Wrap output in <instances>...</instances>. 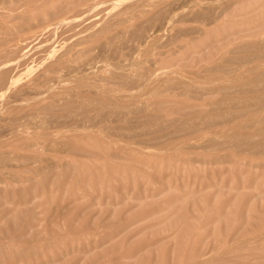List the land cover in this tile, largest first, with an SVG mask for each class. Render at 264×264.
I'll list each match as a JSON object with an SVG mask.
<instances>
[{"label":"rangeland","instance_id":"obj_1","mask_svg":"<svg viewBox=\"0 0 264 264\" xmlns=\"http://www.w3.org/2000/svg\"><path fill=\"white\" fill-rule=\"evenodd\" d=\"M15 1L0 0V264H264V110L248 108L236 135L206 123L257 100L264 65L236 57L264 45V0ZM63 12L66 23L36 27ZM145 26L147 41L134 35ZM159 56L143 83L136 70ZM119 65L131 87L114 107L72 89L118 82Z\"/></svg>","mask_w":264,"mask_h":264},{"label":"bare ground","instance_id":"obj_2","mask_svg":"<svg viewBox=\"0 0 264 264\" xmlns=\"http://www.w3.org/2000/svg\"><path fill=\"white\" fill-rule=\"evenodd\" d=\"M17 1V0H16ZM15 1V2H16ZM20 1V0H19ZM41 1H43V0H22L21 2H19V3H21L20 5H19V8L21 7V8H23V7H31L32 5H35V4H39ZM123 2V0H120V2ZM108 2V1H107ZM110 2V1H109ZM113 2V1H112ZM119 1H117V3H118ZM138 2V1H137ZM116 3V4H117ZM140 5H139V7L142 5V3L143 4H146V1H144V0H140ZM109 4V3H108ZM114 4H115V2H114ZM122 4V3H121ZM121 4H118V5H120V6H122ZM11 5H14V4H11ZM11 5H10V7H11ZM89 4H87V6H88ZM111 5V4H110ZM132 5V4H131ZM196 5V4H195ZM114 7H116V5H113ZM112 6V7H113ZM8 7V6H7ZM83 7H85V6H83ZM131 7V6H130ZM135 7V6H134ZM138 7V6H137ZM138 7V8H139ZM14 8H15V6H14ZM124 8V7H123ZM145 8V7H144ZM120 9V8H119ZM131 9H133L132 7H131ZM135 9H136V7H135ZM146 9V8H145ZM220 9V8H219ZM11 10V9H10ZM134 10V9H133ZM133 10H132V12H133ZM206 10V9H205ZM126 11V10H125ZM139 11V10H138ZM33 12V11H32ZM128 12H130V9H129V11ZM206 12V11H205ZM47 13V12H46ZM136 13V12H135ZM145 13V12H144ZM127 14V13H126ZM210 14V13H209ZM225 14V13H224ZM31 15V14H30ZM120 15V14H119ZM135 15V14H134ZM198 15V14H197ZM200 15V14H199ZM203 15L205 16V15H208V13H203ZM37 16V15H36ZM204 16H201V17H204ZM61 18L58 20V17L56 18V16H55V13L53 14H50V15H47V18L48 19H45L44 18V16H39L38 17V20L36 21L37 23L35 24L36 25V27H38V28H40V27H42V26H44L46 23H50V25H51V27H53V25L54 24H58V23H61V22H64V23H66L67 21H68V19H67V14L66 13H64L63 12V14H62V16H60ZM206 17V16H205ZM204 17V18H205ZM208 17V16H207ZM24 18V17H23ZM34 18H36V17H34ZM120 18V17H119ZM25 19V18H24ZM30 19V18H29ZM116 19V18H115ZM122 20V19H121ZM169 21V20H168ZM116 23V22H115ZM21 25V24H20ZM25 25V24H24ZM24 25H22V26H24ZM60 24H58V26H59ZM89 26V25H88ZM149 26V25H148ZM12 27V26H11ZM15 27V26H14ZM26 27V26H25ZM32 27V26H31ZM34 27V26H33ZM47 27V26H46ZM55 27V26H54ZM62 27V26H61ZM61 27H60V29H61ZM86 27V26H85ZM8 22L6 23H3L2 22V25L0 26V35H1V33H3V34H6V32H7V30H8ZM69 28H70V26H69ZM84 28V27H83ZM100 28H102V27H100ZM100 28H98V29H100ZM15 29V28H14ZM27 29L29 30L30 29V27H27ZM32 29V28H31ZM54 29H59V27L57 28H54ZM59 29V30H60ZM63 29V28H62ZM67 29H68V27H67ZM88 29V28H87ZM86 29V30H87ZM106 29H107V26H106ZM143 29H145L144 30V32L142 31V28H141V30L140 31H142L141 32V34L140 33H137V31H135L137 34H134L135 32H134V30H132V32H133V34L134 35H137V37H141V36H143L144 38H143V40H145V41H147L146 40V35L144 36L143 34L145 33L146 34V26H145V28H143ZM148 29V28H147ZM21 29H19V31H20ZM27 30V31H28ZM59 30H58V33H59ZM81 30V29H80ZM131 30V29H130ZM136 30V29H135ZM138 30V29H137ZM12 31H14V30H12ZM54 31V30H53ZM100 31V30H99ZM238 31H240V30H238ZM238 31L236 32V33H238ZM15 32V31H14ZM25 32V31H24ZM55 32V31H54ZM139 32V31H138ZM8 33V32H7ZM60 33H61V31H60ZM235 33V32H234ZM15 34V33H14ZM16 34H19V32L18 33H16ZM24 34H26V33H24ZM32 34V33H31ZM31 34H29V35H31ZM62 34V33H61ZM132 34V33H131ZM233 34V33H232ZM9 35H11V34H9ZM28 35V36H29ZM33 35V34H32ZM103 35V34H102ZM117 35V34H116ZM237 35V34H236ZM7 36V35H6ZM5 35L3 36H1L0 37V50H1V48H2V46L6 43V41H7V37H6ZM12 36V35H11ZM14 36V35H13ZM18 36V35H17ZM24 36V35H23ZM26 36V35H25ZM27 36V37H28ZM105 36V35H104ZM109 37H107V39L105 40V41H102L103 42V44L104 43H106V42H113V41H111L112 39H113V37H111V35H108ZM221 36V35H220ZM228 36V35H227ZM153 37V36H152ZM226 37V36H225ZM18 38V37H17ZM20 38H22V37H20ZM39 38V37H38ZM147 38H148V36H147ZM19 39V38H18ZM101 39H103V38H101ZM216 39V38H215ZM21 40V39H20ZM34 40V39H33ZM97 41H98V39H96ZM138 40V39H137ZM152 40H154V39H152ZM31 41V40H30ZM155 41V40H154ZM212 41V40H211ZM13 42V41H12ZM15 42H16V40H15ZM32 42V41H31ZM38 42H40V40H38ZM88 44H90V45H92V44H94V43H92V42H90V41H86ZM115 42V41H114ZM215 42V41H214ZM264 42V41H263ZM8 43V42H7ZM99 43V42H98ZM148 43V42H147ZM146 43V44H147ZM150 43V42H149ZM247 43V42H246ZM9 44V43H8ZM33 44H34V42H33ZM103 44H101V45H103ZM111 44V43H110ZM109 44V45H110ZM163 44V43H162ZM248 44V43H247ZM251 44V46H252V48H250V49H248L247 48V45L245 44V45H243L242 44V46H240L239 48L241 49V50H243L244 48L245 49H247V50H249V52H246V53H244V55L243 54H241V55H239L238 57H236L238 60H242V62L243 61H247V59L248 60H254V61H256L257 62V65L255 66V64H254V66L257 68V66H258V68H259V66H261V65H264V45H258L257 43H250ZM7 45V44H6ZM14 46V45H13ZM89 46V45H88ZM36 47V46H35ZM87 47V46H86ZM101 47V46H100ZM99 47V48H100ZM107 47V46H106ZM151 47V46H150ZM3 48H6L5 46L3 47ZM29 48V47H28ZM28 48H26V49H28ZM39 48V47H38ZM146 48H148L147 46H146ZM160 48H162V47H160ZM159 48V49H160ZM166 48V47H165ZM221 48V47H220ZM9 49V48H8ZM16 49H17V47H16ZM16 49H15V51H16ZM21 49H23V48H21ZM20 49V50H21ZM26 49H25V52H26ZM34 49H36V48H34ZM40 49V48H39ZM39 49H37V50H34V51H38ZM92 49V48H91ZM102 49V48H101ZM109 49V48H108ZM158 49V50H159ZM164 49V48H163ZM13 50V49H12ZM87 50H88V47H87ZM103 50V49H102ZM147 50V49H146ZM238 50V49H237ZM10 51H11V49H10ZM19 51V50H18ZM29 51V50H28ZM32 51V50H31ZM40 51V50H39ZM42 51V53H43V50H41ZM100 51V50H99ZM148 51H151L150 50V48L148 49ZM147 51V52H148ZM244 51H246V50H244ZM6 52V51H5ZM4 52V53H5ZM9 52V51H8ZM24 52V53H25ZM47 52V51H46ZM119 52V51H118ZM146 52V53H147ZM151 52H153V51H151ZM206 52V51H205ZM242 52V51H241ZM23 53V52H22ZM29 53V52H28ZM30 53H32V52H30ZM29 53V54H30ZM34 53V52H33ZM30 54V55H34L35 56V54L36 53H34V54ZM38 53H41V52H37V54L36 55H38ZM150 53V52H149ZM19 54H21L20 52H19ZM44 54V53H43ZM46 54V53H45ZM53 54H55V53H53ZM151 54V53H150ZM155 54V53H154ZM52 55V54H51ZM101 55V54H100ZM100 55H98V56H100ZM105 55V54H104ZM104 55H101V57L102 56H104ZM121 55V54H120ZM119 55V56H120ZM142 55V54H141ZM147 55V54H146ZM5 56V55H4ZM7 56V55H6ZM21 56V55H20ZM27 56V55H26ZM25 56V57H26ZM34 56L33 57H31V59L30 60H32V58H33V61H34ZM53 56V55H52ZM97 56V57H98ZM116 56H117V54H116ZM8 58H9V56H7ZM38 57V56H37ZM41 57V56H40ZM39 57V58H40ZM42 57H45V55L44 56H42ZM3 58V57H2ZM27 58V57H26ZM163 58V57H162ZM236 58L234 57V56H231L230 58H227V61L229 62L230 60H232V59H235L234 61L235 62H237L236 61ZM6 59V58H5ZM29 59H28V61H29ZM49 59V58H48ZM108 59V58H107ZM114 59L116 60V57H114ZM118 59V58H117ZM153 60V63H151V64H153V65H145V63H142V64H140L139 65V68L136 70V75L139 77V78H141V80H143L144 79V82L143 83H145V81L147 80V79H149L150 77V75L152 74V73H154L155 71H157L159 68H161V67H163V66H156V65H158L161 61H162V59H161V57L159 56V57H157V58H152ZM1 60V59H0ZM9 60V59H8ZM39 60L40 59H38V62H39ZM43 60H45V59H43ZM115 60H114V62H115ZM11 61V60H10ZM9 61V62H10ZM35 61H36V58H35ZM34 61V62H35ZM48 61V60H47ZM118 61V60H117ZM136 61V60H135ZM139 61V60H138ZM144 61V60H143ZM151 61V62H152ZM160 61V62H159ZM222 61H223V59H222ZM249 61V62H250ZM26 63H27V61H25ZM119 62V61H118ZM117 62V63H118ZM137 62V61H136ZM234 62V63H235ZM30 63H33L32 61L30 62ZM36 63H37V61H36ZM139 63V62H138ZM138 63L136 64V65H138ZM232 63V62H231ZM23 66H25L24 64L25 63H23V61H22V63H21ZM27 64H29V62L27 63ZM34 64V63H33ZM39 63H37V65H38ZM113 64V63H112ZM121 65H123V63H120ZM156 64V65H155ZM222 64V63H221ZM251 64H253V63H251ZM3 65V64H2ZM41 65V64H40ZM39 65V66H40ZM42 65H43V63H42ZM114 65V64H113ZM116 65V64H115ZM128 65V64H127ZM135 65V64H134ZM224 65V64H223ZM226 65H228V64H226ZM1 66V65H0ZM108 66H110L109 64H108ZM129 66V65H128ZM251 66H253V65H251ZM4 67V66H3ZM21 67V66H20ZM110 67H114V66H110ZM117 67V66H116ZM121 66L119 65V68H120ZM127 67V66H126ZM209 67V66H208ZM213 67V66H212ZM241 67V66H240ZM239 67V68H240ZM249 67V66H248ZM5 68V67H4ZM0 69V82L2 83V82H6V84H7V82H10V80H5V77L4 76H6V71H5V69ZM16 68L18 69V67H15V68H13V70L15 69L16 70ZM34 68V67H33ZM124 68H125V65H124ZM123 68V69H124ZM128 68V67H127ZM224 68V67H223ZM223 68H221V69H223ZM250 68H252V67H250ZM254 68V67H253ZM256 68H254L253 70L255 71H257V69ZM28 69H29V67H28ZM56 69V68H55ZM102 69H103V67H102ZM210 69V71H213L214 72V70L216 69V68H209ZM211 69H213V70H211ZM233 69V68H232ZM249 69V68H248ZM10 70H11V68H10ZM206 70V69H205ZM208 70V69H207ZM234 70H238V68H234ZM240 70V69H239ZM246 70H247V68H246ZM245 70V71H246ZM216 71V70H215ZM222 71V70H221ZM220 71V69H219V71H217V72H221ZM232 72H233V70H231ZM230 70L228 71V72H231ZM253 71V72H254ZM260 71V70H259ZM263 72H260V73H252L251 72V69H250V72L252 73V75H253V79L258 83V86H259V84H260V88H261V90H259L258 92H257V95H256V97H252V99H254V100H256L254 103H252V104H247V103H244V102H247L248 100H247V98H245L247 101H244L245 99H243L242 101H244V102H239V101H237V103H234V105L232 104V106H230V108H227V109H223V106H225L224 105V103L226 104L227 102V104H229L231 101V96L227 99V98H224V97H222V99H219L218 101H213L214 103H215V105H216V107H220V109H223L224 110V112L226 111V113L227 114H222V112H221V114H220V116L223 118V122H221V121H216V118H215V120H214V118H212L214 121H212V119H211V117H210V119H206V123H208V125H216V126H218L219 128H218V130H214L213 131V134L214 133H217V134H221V133H225V131L227 132L229 129H233V132H232V134L233 135H236V134H238V133H240L238 130V128L239 127H242V126H245V122L246 121H248V119H249V116H252V114L251 115H249V116H247V113L248 112H250V109H249V111H248V108H251V110L253 111V108H255V109H263L264 110V84L263 85H261V83L260 82H263L264 81V70H262ZM225 71H223L222 73H220L219 75H216V76H214V78L212 79V81H211V83L214 81V82H216L217 80H223V82H226L225 81V79H224V74L226 75V73H224ZM227 72V71H226ZM249 72V71H248ZM249 72V73H250ZM251 73H250V75H251ZM129 74V73H128ZM238 74V73H237ZM127 74H126V71L125 72H123V71H121V68H120V70H117V69H114L113 68V71H112V76H118V77H116L115 79H118L119 81L118 82H116V83H114V81L111 83V82H108V80H110V77H108L109 79H107V78H105V79H107V82H99V80H98V82L99 83H96V82H86L85 81V79L82 77L81 79H79V78H76V82H78V81H80V82H78V84H75L74 83V86L72 87V89H76V90H78L77 88H78V85L80 86V85H84V86H86L87 88L85 89V94L87 95V103H88V105L90 104V105H92V106H95V108H97V109H101L102 108V110H103V107H108V106H115L116 105V103L115 102H117V101H115V99L112 97L115 93L117 94V93H119V92H121V91H124L125 93L126 92H128V88L129 87H131V85L130 86H128L129 85V83L130 82H126V76ZM135 75V76H136ZM154 75V74H153ZM209 75H210V73H209ZM232 75H234V74H232ZM239 75V74H238ZM248 75V74H247ZM251 75V76H252ZM111 76V75H110ZM126 76V77H125ZM130 76V75H129ZM231 76V75H230ZM241 76L243 77V75H242V72H241ZM100 77V76H99ZM226 77V76H225ZM228 77V76H227ZM242 77L240 78L241 80H242ZM246 77V76H245ZM250 77V76H249ZM102 78V77H101ZM139 78H138V81H141V80H139ZM8 79V78H7ZM104 79V78H103ZM112 79V78H111ZM246 79H249V78H246ZM245 79V80H246ZM101 80V79H100ZM114 80V79H113ZM227 80V79H226ZM229 80V79H228ZM227 80V81H228ZM244 80V79H243ZM252 79H250L249 81H251ZM96 81V80H95ZM234 81V80H233ZM236 81H238L237 83L238 84H240V82H239V80L237 79ZM235 81V82H236ZM248 81V82H249ZM254 81V83H256ZM147 82V81H146ZM213 82V83H214ZM222 82V81H221ZM229 82H230V80H229ZM229 82H227V83H229ZM138 83H140V82H138ZM243 83V82H242ZM244 83H247V82H244ZM256 83V84H257ZM133 84H135V82L133 83ZM148 84V83H147ZM219 84V83H218ZM220 84H222V83H220ZM256 84H254V85H256ZM183 85V84H182ZM224 85V84H223ZM248 85V84H247ZM133 86V85H132ZM188 86V85H187ZM217 86V85H216ZM228 86V85H227ZM244 86H245V84H244ZM251 86V85H250ZM253 86V85H252ZM10 87V86H9ZM90 87L92 88V89H90ZM149 87V86H148ZM181 87V86H180ZM196 87V86H195ZM215 87V86H214ZM70 88V87H69ZM80 88H82V87H80ZM211 88V87H210ZM239 89L241 88L242 89V86H240V87H238ZM183 89V88H182ZM214 89V88H213ZM238 89V90H239ZM240 89V90H241ZM245 89V88H244ZM244 89H242V90H244ZM252 89V88H251ZM237 90V92H239ZM79 91V90H78ZM187 91V90H186ZM248 91H249V89H248ZM83 92V91H82ZM211 92V91H210ZM240 92H242V91H240ZM245 92H247V91H245ZM2 93V92H1ZM5 93V92H4ZM123 93V92H122ZM191 93H193V92H191ZM248 93V92H247ZM246 93V94H247ZM249 93H250V91H249ZM84 94V95H85ZM120 94V93H119ZM194 94V93H193ZM197 94V93H196ZM224 94V93H223ZM222 94V95H223ZM227 94V93H226ZM241 94V96L243 97V94L242 93H240ZM253 94V93H252ZM254 94H255V92H254ZM126 95V94H125ZM195 95V94H194ZM248 95V94H247ZM196 96V95H195ZM240 96V97H241ZM115 97V96H114ZM196 97H198V96H196ZM196 97H194V98H196ZM225 97H226V95H225ZM234 98H236L235 96H233ZM199 98V97H198ZM233 98V99H234ZM244 98V97H243ZM200 99V98H199ZM228 101H227V100ZM230 99V100H229ZM237 100H238V97L236 98ZM251 99V98H250ZM196 100V99H195ZM222 100H224L223 102L224 103H222ZM241 100V99H240ZM225 101H227V102H225ZM230 101V102H229ZM212 102V103H213ZM86 103V104H87ZM48 104L50 105V103L48 102ZM83 104H84V102H83ZM199 104V103H198ZM205 104V103H204ZM118 105V104H117ZM229 105H231V103L229 104ZM51 106V105H50ZM83 106H85V105H83ZM227 107H228V105H226ZM48 107V106H47ZM53 107V106H52ZM89 107V106H88ZM87 107V108H88ZM84 108V107H83ZM90 108V107H89ZM88 108V109H89ZM94 108V107H93ZM92 107L90 108V110L91 109H93ZM110 108V107H109ZM117 108V107H116ZM225 108V107H224ZM48 109V108H47ZM85 110V109H84ZM217 110V109H216ZM222 110V111H223ZM101 111V110H100ZM107 111V110H106ZM260 111V110H259ZM258 111V112H259ZM103 112V111H102ZM101 112V113H102ZM255 112V111H254ZM98 113H100V112H98ZM112 113V112H111ZM229 113V114H228ZM256 113V112H255ZM255 113H253V115L255 114ZM86 114V113H85ZM113 114V113H112ZM258 114V113H257ZM260 114H263V111H262V113H260ZM259 114V115H260ZM94 116V115H93ZM255 116V115H254ZM261 116V115H260ZM262 117H264L263 115H262ZM262 117H260V118H262ZM116 118V117H115ZM252 118V117H251ZM89 120V119H88ZM258 120V119H257ZM260 120V119H259ZM262 120V119H261ZM262 121H264V119L262 120ZM104 122V121H103ZM254 122V121H253ZM259 122V121H258ZM248 123H251L252 124V122H248ZM254 124V123H253ZM229 125V126H228ZM263 126V125H262ZM210 127V126H209ZM109 128V127H108ZM123 128V127H122ZM213 128H214V126H213ZM212 128V129H213ZM109 130V129H108ZM211 131V130H210ZM209 131V132H210ZM208 132V133H209ZM211 134H212V132H211ZM111 136V135H110ZM113 136V135H112ZM108 137V136H107ZM132 137V136H131ZM145 137V136H144ZM108 138H110V139H112L111 137H108ZM123 138V137H122ZM115 139V138H114ZM127 139H128V137H127ZM116 141V140H115ZM238 145V144H237ZM262 145V144H261ZM263 146H259V147H255L253 150H254V153H259L260 152V149L262 148ZM261 153V152H260ZM264 166V165H263ZM0 250H1V248H0ZM13 257H14V255H12ZM19 255H17V257H18ZM9 257V256H8ZM7 258V257H6ZM10 258V257H9ZM12 260H13V258H11ZM18 259H19V257H18ZM22 259V258H21ZM9 260V259H8ZM12 262V261H11ZM17 262V261H16Z\"/></svg>","mask_w":264,"mask_h":264}]
</instances>
